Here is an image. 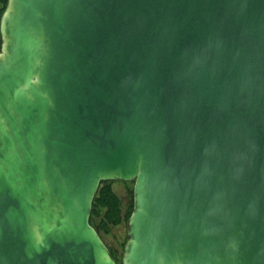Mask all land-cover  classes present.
<instances>
[{
  "label": "water",
  "instance_id": "1",
  "mask_svg": "<svg viewBox=\"0 0 264 264\" xmlns=\"http://www.w3.org/2000/svg\"><path fill=\"white\" fill-rule=\"evenodd\" d=\"M0 32V264H119L104 179L122 264H264V0H8Z\"/></svg>",
  "mask_w": 264,
  "mask_h": 264
},
{
  "label": "trees",
  "instance_id": "2",
  "mask_svg": "<svg viewBox=\"0 0 264 264\" xmlns=\"http://www.w3.org/2000/svg\"><path fill=\"white\" fill-rule=\"evenodd\" d=\"M0 2L2 4L1 9L3 10L8 0H0ZM113 180L114 179L102 180L93 199L89 220L97 230L99 228V233L100 229H107L110 224H119L124 219L125 214L126 217H129L133 209V204H130L124 212L122 207L123 202L118 192L113 187Z\"/></svg>",
  "mask_w": 264,
  "mask_h": 264
},
{
  "label": "rangeland",
  "instance_id": "3",
  "mask_svg": "<svg viewBox=\"0 0 264 264\" xmlns=\"http://www.w3.org/2000/svg\"><path fill=\"white\" fill-rule=\"evenodd\" d=\"M1 7L2 4L0 2V11L2 10ZM4 9L0 12V18ZM1 43H2V38L0 32V48H1ZM112 184L123 202L122 207L125 212L129 207V205L133 204L134 180L114 179L112 181ZM129 217H126L125 214L124 219L119 224H110L107 227V229L104 230L100 229V235L102 236V238L104 239L110 250L112 251V254L118 260L119 264H122V255L128 237L127 228H128Z\"/></svg>",
  "mask_w": 264,
  "mask_h": 264
},
{
  "label": "flooded vegetation",
  "instance_id": "4",
  "mask_svg": "<svg viewBox=\"0 0 264 264\" xmlns=\"http://www.w3.org/2000/svg\"><path fill=\"white\" fill-rule=\"evenodd\" d=\"M1 49V48H0Z\"/></svg>",
  "mask_w": 264,
  "mask_h": 264
}]
</instances>
